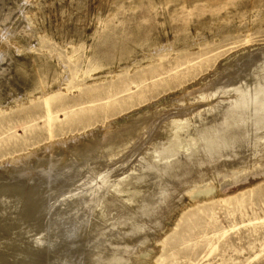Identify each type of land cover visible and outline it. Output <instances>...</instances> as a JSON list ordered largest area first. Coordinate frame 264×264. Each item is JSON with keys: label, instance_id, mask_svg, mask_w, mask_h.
<instances>
[{"label": "rangeland", "instance_id": "obj_1", "mask_svg": "<svg viewBox=\"0 0 264 264\" xmlns=\"http://www.w3.org/2000/svg\"><path fill=\"white\" fill-rule=\"evenodd\" d=\"M0 54V264H97L91 230L110 264H264V127L204 139L261 98L264 0H0Z\"/></svg>", "mask_w": 264, "mask_h": 264}, {"label": "bare ground", "instance_id": "obj_2", "mask_svg": "<svg viewBox=\"0 0 264 264\" xmlns=\"http://www.w3.org/2000/svg\"><path fill=\"white\" fill-rule=\"evenodd\" d=\"M189 1V0H188ZM188 3V2H187ZM2 53V52H1ZM3 59V56L0 54V62ZM256 95H261V98L257 101H254L253 103H245L244 99H243V95H241V98L233 105L231 106L230 110L227 112L226 116L222 119V124L225 126V129L223 131L220 132H216L213 134H205L204 135V139L207 141L208 144V152H207V157L210 159H213V161L215 160H219L223 154L226 151L232 152L234 154V152H236L238 149H243L244 147L247 146L248 143V139L249 136L252 135V132H254L255 130H259L261 128L264 127V99L262 101V95L264 96V88L262 87L261 89L258 90ZM262 101V102H261ZM249 114V115H254L256 116V123L254 125V131L251 132V130L246 129V130H239L238 131H234L232 130L233 127L239 123V118L243 117L244 115ZM237 132V133H235ZM232 140H235L234 143H232ZM237 140V141H236ZM237 142V143H236ZM232 144L230 146V144ZM54 146V145H53ZM191 160V159H190ZM187 166H189V162L185 163L182 165L181 162H174L172 164H170L169 166H167V168L164 171V174L166 173L168 176H170L171 178L174 179H179L186 175L188 172H190V170L187 169ZM49 170V169H48ZM188 170V171H187ZM61 171V170H60ZM48 172V171H47ZM65 173V175H67V172H59L58 175L63 176V174ZM45 174V173H44ZM49 174V173H48ZM51 174V172H50ZM49 174V175H50ZM40 175V174H39ZM47 175V174H46ZM53 175V174H51ZM27 176V175H26ZM44 176V175H43ZM52 177V176H51ZM57 180V179H56ZM37 186V185H36ZM61 186V185H60ZM64 186V185H63ZM105 186V185H104ZM34 187V186H33ZM59 187V186H58ZM32 188V186H31ZM37 188V187H36ZM63 188V187H62ZM101 190V187H100ZM99 190V192H97L94 196L86 199V204H85V209L88 208V211L85 215L84 212L83 213H76L75 210H73L72 212H70V215L72 217V220L75 223V226H73V228L66 234L67 237H74L76 236V234L79 232L80 228L91 218V207H95L99 197H101L100 193L101 191ZM27 191V190H26ZM30 191V190H29ZM56 191V190H55ZM58 191V190H57ZM5 192V191H4ZM31 192V191H30ZM29 192V194H30ZM34 192V191H33ZM36 192V191H35ZM34 192V193H35ZM58 193V192H57ZM46 195V194H45ZM100 195V196H99ZM29 196V195H28ZM34 196V195H33ZM40 196V195H39ZM30 197V196H29ZM35 197V196H34ZM44 197V196H43ZM28 198V197H27ZM38 197H36L37 199ZM42 197L40 196V199ZM82 197H80L79 199H81ZM32 199V198H30ZM35 199V198H34ZM35 201V200H33ZM77 201V200H76ZM80 201V200H79ZM77 201V202H79ZM2 202V201H1ZM24 203V202H23ZM27 203V202H26ZM29 203V202H28ZM16 204V203H15ZM21 204V203H19ZM38 204V203H37ZM36 205V204H35ZM39 205V204H38ZM52 205V204H51ZM34 206V204H33ZM152 205H150L148 207V209L145 211L146 214H149L150 209L152 210ZM37 207V206H36ZM24 208V207H23ZM31 208H34L31 206ZM35 209V208H34ZM38 209V208H37ZM84 209V210H85ZM26 210V208H25ZM46 210V209H45ZM91 210V211H90ZM30 211V210H29ZM37 211V210H36ZM34 211V212H36ZM26 212V211H25ZM29 213V212H28ZM23 214V212H22ZM34 214V213H33ZM43 214V213H42ZM45 214V213H44ZM5 215V214H4ZM31 215V214H30ZM25 216V215H24ZM23 216V217H24ZM28 216V215H27ZM32 216V215H31ZM34 215V219H35ZM39 217V216H38ZM37 217V218H38ZM19 218V217H18ZM22 218V217H21ZM30 218V217H29ZM17 219V218H16ZM23 219V218H22ZM28 219V218H27ZM27 219H24L25 221L28 222ZM19 220V219H18ZM40 220V219H39ZM22 221V220H21ZM30 221V220H29ZM33 221V220H32ZM31 221V222H32ZM18 222V221H17ZM26 222V224H27ZM30 222V223H31ZM37 222V221H36ZM18 224V223H17ZM21 223H19L20 225ZM31 224H34L31 223ZM41 224V223H40ZM30 225V224H29ZM42 225V224H41ZM28 226V225H27ZM43 226V225H42ZM20 227V226H19ZM32 227V226H31ZM37 228V227H36ZM39 228V225H38ZM24 229V228H23ZM30 229V226H29ZM40 230V229H39ZM42 230V229H41ZM44 232V231H43ZM46 234V233H45ZM47 235V234H46ZM50 235V234H49ZM47 235V236H49ZM106 235V234H105ZM89 237L94 245V249L97 250V254L91 258V261H95L97 262V264H110L113 263L114 261H117L118 259L112 258L109 259L108 254H109V249H107L106 251L108 252L106 255L103 254H99V251L101 250V248L103 246H108V248H110V241H108L104 235L101 236L100 234H98L96 231L91 230L89 233ZM47 247V245H46ZM51 248V247H49ZM20 252V251H19ZM130 252H132L130 250ZM14 253V252H13ZM16 255V253H14ZM20 254V253H19ZM23 257V255H22ZM21 258V257H20ZM27 259L28 256L26 257ZM19 259V258H17ZM23 259V258H22ZM16 260V259H15ZM22 261V260H21ZM19 261V262H21ZM18 262V263H19ZM24 262V261H23ZM22 262V263H23ZM26 262V260H25ZM17 263V262H16ZM15 263V264H16ZM17 263V264H18ZM21 264V263H20Z\"/></svg>", "mask_w": 264, "mask_h": 264}]
</instances>
